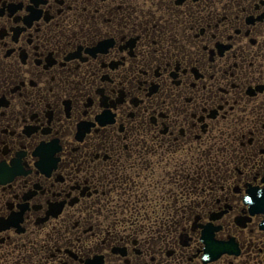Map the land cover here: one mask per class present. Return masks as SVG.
I'll return each instance as SVG.
<instances>
[{"label": "flooded vegetation", "instance_id": "af4514ba", "mask_svg": "<svg viewBox=\"0 0 264 264\" xmlns=\"http://www.w3.org/2000/svg\"><path fill=\"white\" fill-rule=\"evenodd\" d=\"M0 264H264V0H0Z\"/></svg>", "mask_w": 264, "mask_h": 264}, {"label": "snow or ice", "instance_id": "6c2138e0", "mask_svg": "<svg viewBox=\"0 0 264 264\" xmlns=\"http://www.w3.org/2000/svg\"><path fill=\"white\" fill-rule=\"evenodd\" d=\"M144 166H145L146 168L148 167V162H147V161L145 162V165H144Z\"/></svg>", "mask_w": 264, "mask_h": 264}]
</instances>
